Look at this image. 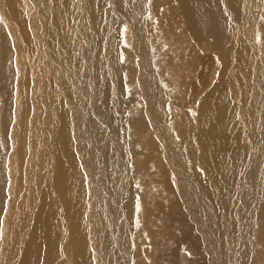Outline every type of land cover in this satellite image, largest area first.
Listing matches in <instances>:
<instances>
[{
    "label": "bare ground",
    "instance_id": "obj_1",
    "mask_svg": "<svg viewBox=\"0 0 264 264\" xmlns=\"http://www.w3.org/2000/svg\"><path fill=\"white\" fill-rule=\"evenodd\" d=\"M0 21V264H264V0H0Z\"/></svg>",
    "mask_w": 264,
    "mask_h": 264
},
{
    "label": "rangeland",
    "instance_id": "obj_2",
    "mask_svg": "<svg viewBox=\"0 0 264 264\" xmlns=\"http://www.w3.org/2000/svg\"><path fill=\"white\" fill-rule=\"evenodd\" d=\"M1 22V21H0ZM3 33V31L1 30V34ZM10 71H11V78L14 76V71L12 70L13 68H12V66L10 67ZM236 73H237V77L239 78V80H243V76H242V74H240V72L239 71H236ZM10 78V79H11ZM12 86V91L13 92H15V90H16V88H13L14 87V84H13V80H11V83H10V87ZM28 92V91H27ZM13 96V95H12ZM0 97H1V102L3 103V106H2V108L3 109H5V111H3V113L5 114V113H10L9 111H10V109H11V107L12 108H14L15 107V105H16V103L15 102H13V100H11V101H9L8 103L6 102V97L4 96V94H3V92L2 91H0ZM14 97V96H13ZM14 105V106H13ZM1 107V106H0ZM2 109V110H3ZM9 110V111H8ZM21 166V168H22V165L21 164H16L15 162H14V167H16L19 171L17 172V173H19V174H16L15 175V180L17 179V180H19V181H15V182H13V188H17L16 190H21V188H24V183L23 182H21L20 183V176H21V168H20V166ZM0 182H2V181H4V178H3V176H2V174L0 173ZM3 178V179H2ZM24 181V180H23ZM18 183V184H17ZM80 183L82 184V185H85V183H84V181H83V178H81L80 179ZM21 184V185H20ZM261 186H262V184H261ZM6 187H8L7 185H6ZM85 189V188H84ZM80 197V196H79ZM82 196H81V202H82ZM2 210V205H0V211ZM33 223H31V226H30V228H29V234H31V232L33 231V228H34V226H35V224H36V222H37V218H35V219H33V221H32ZM34 224V225H33ZM0 229H2V228H0ZM179 232L180 233V231L179 230H177V229H175V232ZM180 235H181V233H180ZM182 236V235H181ZM1 237V236H0ZM29 237V236H28ZM28 237H27V240H26V242H25V244L27 243V241H28ZM179 242L180 241H177V243L179 244ZM0 254H1V252H0ZM189 254V253H188ZM41 256H45L46 257V254H44V253H42V255ZM39 257H40V253H39ZM38 257V259H39V264H47V262H46V258L45 257H42V259L43 260H41V258H39ZM45 258V259H44ZM68 258H69V256H68ZM185 258L187 259V253H186V255H185ZM57 260H54V261H56V263L53 261V263L52 264H68L67 263V261H66V258H65V256L63 255V254H61V255H59V256H57V258H56ZM42 261V262H41ZM45 263H44V262ZM60 261V262H59ZM63 261H64V263H63ZM185 262H187V260L185 261Z\"/></svg>",
    "mask_w": 264,
    "mask_h": 264
}]
</instances>
